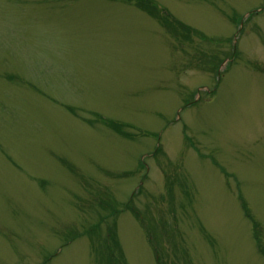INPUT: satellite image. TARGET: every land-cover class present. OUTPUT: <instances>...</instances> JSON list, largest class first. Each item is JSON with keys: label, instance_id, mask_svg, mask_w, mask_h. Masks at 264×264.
I'll use <instances>...</instances> for the list:
<instances>
[{"label": "rangeland", "instance_id": "rangeland-1", "mask_svg": "<svg viewBox=\"0 0 264 264\" xmlns=\"http://www.w3.org/2000/svg\"><path fill=\"white\" fill-rule=\"evenodd\" d=\"M148 1L0 0V264H264V0Z\"/></svg>", "mask_w": 264, "mask_h": 264}, {"label": "trees", "instance_id": "trees-1", "mask_svg": "<svg viewBox=\"0 0 264 264\" xmlns=\"http://www.w3.org/2000/svg\"><path fill=\"white\" fill-rule=\"evenodd\" d=\"M128 1H135L138 6H140L143 9H146L151 15L154 14V9L151 7H154L150 1L148 0H128Z\"/></svg>", "mask_w": 264, "mask_h": 264}]
</instances>
